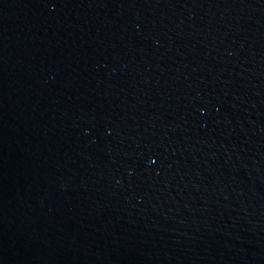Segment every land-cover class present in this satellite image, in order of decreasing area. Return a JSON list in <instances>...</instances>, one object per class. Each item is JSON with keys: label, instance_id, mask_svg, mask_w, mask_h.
I'll return each instance as SVG.
<instances>
[{"label": "water", "instance_id": "1", "mask_svg": "<svg viewBox=\"0 0 264 264\" xmlns=\"http://www.w3.org/2000/svg\"><path fill=\"white\" fill-rule=\"evenodd\" d=\"M0 264H264V0H0Z\"/></svg>", "mask_w": 264, "mask_h": 264}]
</instances>
